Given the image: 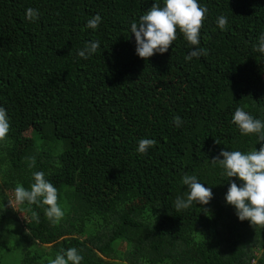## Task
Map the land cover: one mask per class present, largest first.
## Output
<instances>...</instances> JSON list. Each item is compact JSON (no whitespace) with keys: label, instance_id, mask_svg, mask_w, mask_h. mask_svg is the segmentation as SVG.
I'll return each mask as SVG.
<instances>
[{"label":"trees","instance_id":"trees-1","mask_svg":"<svg viewBox=\"0 0 264 264\" xmlns=\"http://www.w3.org/2000/svg\"><path fill=\"white\" fill-rule=\"evenodd\" d=\"M154 2L163 0H0V107L10 124L0 140V264H48L68 248L80 264H264V228L225 202L230 182H241L211 163L221 150L260 147L231 118L243 107L264 121V58L252 48L264 0H198L208 54L187 62L192 46L179 32L167 52L136 55L130 24ZM96 14L99 27L87 28ZM94 40L98 51L78 57ZM142 138L156 141L145 154L136 151ZM36 171L57 188L56 225L43 207L8 206ZM185 174L212 199L177 212Z\"/></svg>","mask_w":264,"mask_h":264},{"label":"clouds","instance_id":"clouds-1","mask_svg":"<svg viewBox=\"0 0 264 264\" xmlns=\"http://www.w3.org/2000/svg\"><path fill=\"white\" fill-rule=\"evenodd\" d=\"M208 9L201 6L198 0H163L162 6L154 2L138 20L131 22L130 33L135 38V53L144 60L154 54H163L177 39V32L182 34L183 39L192 46V49L185 55V61L199 58L208 54L207 49L199 47L200 34ZM25 18L35 22L39 18L36 9L28 8L25 11ZM102 21L99 14L90 18L86 27L97 29ZM217 27L225 30L228 26V18L219 16L216 20ZM100 48V42L94 40L84 45L77 52V56L88 59ZM253 51L264 58V34L258 37V42L252 46ZM231 122L238 128L242 135L254 134L257 143H260L259 150L253 148L248 152L239 150H221L217 157L212 158L211 163L219 165L222 175L227 178H236L241 183L238 186L235 181L230 182L225 202L235 208L236 215L240 221L247 220L252 227L264 228V121L256 119L243 107H237L232 115ZM179 116L173 117V125L179 128L183 124ZM10 129L7 112L0 107V140L7 138ZM219 144V141L215 140ZM156 144L154 139L142 138L138 141L136 151L145 154L149 148ZM222 157V159L220 158ZM35 166L33 158L30 167ZM33 183L29 189L17 184L12 196L7 201L8 206L14 211H19V206L27 204L37 205L44 208L45 217L56 225L64 216V211L58 203V191L51 182L45 179L42 171L32 174ZM183 185L187 186L186 195L178 196L174 206L177 212L193 206V204L207 205L212 199L211 188L204 187L196 176L185 174L181 178ZM201 211L208 213L205 208ZM32 220L39 222V215L32 213ZM83 257L76 248H68L66 251L57 254L50 259L48 264H80Z\"/></svg>","mask_w":264,"mask_h":264},{"label":"rangeland","instance_id":"rangeland-1","mask_svg":"<svg viewBox=\"0 0 264 264\" xmlns=\"http://www.w3.org/2000/svg\"><path fill=\"white\" fill-rule=\"evenodd\" d=\"M28 134H29V132H26V134H23V135H22V141H23V142L26 141V138H27L26 136H29ZM17 216H18L19 218H23V217L25 216V214L22 213V215H21V213H18ZM14 233H15V232L13 231L11 241L14 242V243H16V239H15V236H16V235H14ZM16 244H17V243H16ZM10 245H11V244H9L8 248H11ZM5 264H7V261L5 262Z\"/></svg>","mask_w":264,"mask_h":264}]
</instances>
